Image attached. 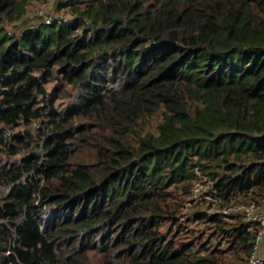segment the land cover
<instances>
[{"label":"trees","instance_id":"obj_1","mask_svg":"<svg viewBox=\"0 0 264 264\" xmlns=\"http://www.w3.org/2000/svg\"><path fill=\"white\" fill-rule=\"evenodd\" d=\"M28 1L0 0V264H245L241 213L180 218L196 170L264 211V0H54L16 35Z\"/></svg>","mask_w":264,"mask_h":264},{"label":"built area","instance_id":"obj_2","mask_svg":"<svg viewBox=\"0 0 264 264\" xmlns=\"http://www.w3.org/2000/svg\"><path fill=\"white\" fill-rule=\"evenodd\" d=\"M53 1L54 0H50V2H43L40 4V6L37 7V12L44 14L46 9L52 7L51 3ZM51 19L53 18H47L45 20L49 22ZM221 201L222 198L218 195V192L209 177L201 173L199 170H196V178L192 185L187 204L192 205L203 202L211 203L210 212L219 215L221 218L228 214L241 213L244 216L246 223L257 226L254 245L249 259L245 264H262L263 258L260 254V250L264 241V211L259 209L254 202L230 203L219 208L217 205Z\"/></svg>","mask_w":264,"mask_h":264},{"label":"rangeland","instance_id":"obj_3","mask_svg":"<svg viewBox=\"0 0 264 264\" xmlns=\"http://www.w3.org/2000/svg\"><path fill=\"white\" fill-rule=\"evenodd\" d=\"M38 1L40 0H29L27 5H26V13L24 15V17L22 18V21L16 22V23H7V21H4V24H6V27L8 28L9 31L15 33L16 35H19V33L22 31L23 29V25L30 20H34V18H36L35 16V12L34 11L37 7L40 6V4H38ZM56 14H61L63 17H66L67 19H70V15L68 13L65 12V10L63 11H55ZM39 20V19H38ZM4 130V129H3ZM2 130V131H3ZM8 130V129H7ZM17 129L15 128H11V130L5 131L6 135L9 134V132H15ZM3 148V150H2ZM16 156H13L9 153V149L2 146V143L0 144V164L6 162L7 159H14ZM193 185V184H192ZM192 189V187H191ZM2 193V188H0V194ZM188 200H186V204L184 206V208L181 211L182 213H186L185 216H183V218L181 217V221L186 223V226L189 224L190 226H187V228H189L188 230V235L194 233L192 236H197V235H201L202 238L207 237L208 233L212 231V228H210L208 226V224H205L202 220H197L196 219V214L200 213V212H205L206 214H210V208H211V203L208 202H203V203H196V204H192V205H188V201H189V197H187ZM223 205V202L221 201L217 207L221 208ZM180 214V215H181ZM190 217L189 221L187 220ZM187 235V234H186ZM216 236L219 237V234L216 233ZM222 241H226L225 238H223ZM220 247H225V244H221ZM209 248H213V246H209Z\"/></svg>","mask_w":264,"mask_h":264},{"label":"bare ground","instance_id":"obj_4","mask_svg":"<svg viewBox=\"0 0 264 264\" xmlns=\"http://www.w3.org/2000/svg\"><path fill=\"white\" fill-rule=\"evenodd\" d=\"M47 2H50V0L46 1V3H47ZM53 3H54V1L51 3V6L53 5Z\"/></svg>","mask_w":264,"mask_h":264},{"label":"crops","instance_id":"obj_5","mask_svg":"<svg viewBox=\"0 0 264 264\" xmlns=\"http://www.w3.org/2000/svg\"><path fill=\"white\" fill-rule=\"evenodd\" d=\"M263 245H264V241H263Z\"/></svg>","mask_w":264,"mask_h":264}]
</instances>
